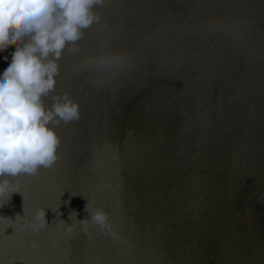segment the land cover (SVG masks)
Here are the masks:
<instances>
[{
  "label": "water",
  "instance_id": "water-1",
  "mask_svg": "<svg viewBox=\"0 0 264 264\" xmlns=\"http://www.w3.org/2000/svg\"><path fill=\"white\" fill-rule=\"evenodd\" d=\"M94 10L100 21L64 50L44 98L80 106L57 128L59 159L5 174L19 192L0 200V264H264V0ZM116 39L135 49L132 65L96 83L81 60ZM88 202L103 224L80 221ZM37 210L46 220L33 230Z\"/></svg>",
  "mask_w": 264,
  "mask_h": 264
},
{
  "label": "clouds",
  "instance_id": "clouds-1",
  "mask_svg": "<svg viewBox=\"0 0 264 264\" xmlns=\"http://www.w3.org/2000/svg\"><path fill=\"white\" fill-rule=\"evenodd\" d=\"M105 0H0V51L16 42L11 60L0 69V200L19 192L5 174L17 177L50 168L59 159L62 143L57 128L80 118V106L68 94L45 97L55 92L64 50L79 41L86 29L100 21L94 10ZM233 24L238 17H226ZM76 52V48L71 49ZM8 53H5L7 56ZM133 53L126 50H100L88 53L80 67L100 73L96 83L131 67ZM96 224L106 214L97 208L88 212ZM75 212V211H73ZM76 213V212H75ZM77 214V213H76ZM45 210H37L30 225L44 227ZM71 231V227L68 229Z\"/></svg>",
  "mask_w": 264,
  "mask_h": 264
},
{
  "label": "snow or ice",
  "instance_id": "snow-or-ice-1",
  "mask_svg": "<svg viewBox=\"0 0 264 264\" xmlns=\"http://www.w3.org/2000/svg\"><path fill=\"white\" fill-rule=\"evenodd\" d=\"M217 27H218V25H215L213 23H209L207 26H204L205 30L211 29L213 31H216ZM106 45H107V47L104 50H107L109 52L115 51V50H126V51H129V52L133 53V51H135V49H132L131 51L127 50L124 42L121 41L120 39L109 40L106 43ZM63 193H64V191H60L59 189H57V191L54 192L53 195L61 196ZM72 194L73 195H83L82 193H75V192H72ZM8 255H9L10 258L13 257V256L20 257V256H22V253L19 252V251H12V252H9Z\"/></svg>",
  "mask_w": 264,
  "mask_h": 264
}]
</instances>
